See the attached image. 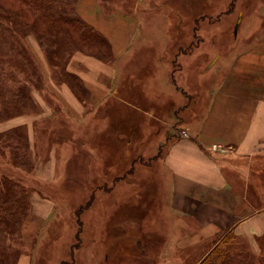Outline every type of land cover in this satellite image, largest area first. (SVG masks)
<instances>
[{
    "label": "rangeland",
    "instance_id": "rangeland-1",
    "mask_svg": "<svg viewBox=\"0 0 264 264\" xmlns=\"http://www.w3.org/2000/svg\"><path fill=\"white\" fill-rule=\"evenodd\" d=\"M102 1L114 2V6L109 4V7L115 9L135 10L140 20L131 48L114 61L116 84L123 85L127 67L137 74L127 76L126 92L120 90L126 102L113 103L116 98H106L113 101V105L104 100L96 109L92 108L82 122L74 120L66 109H55L56 114L49 122L57 127L63 126L62 133H65V125H69L72 134L55 142L49 137L41 145L44 132L40 130L37 151L38 155L45 157L53 145L61 150L62 143L68 141L70 147L79 152L86 135L92 137V129H101L103 122L106 132L100 133L99 139L104 134L102 139L111 140L117 149L111 152L112 161L119 160L123 170L128 165H135L133 174H126L115 183V175H124L125 172L109 169V174L106 172V176L101 177L104 174L101 168V176L96 179L92 176L93 183L87 176V159L78 154L70 164L66 162L67 158L59 156L56 181H43L37 177L39 167L32 150L30 156L34 166L29 172L5 168L35 189L31 196L30 215L23 224L22 254L30 255V264H198L212 243L175 245L186 230H192L195 222L185 216H176L170 208L172 173L166 165L165 154L169 145L182 137L184 128H199L211 102L212 89L217 86V76L234 61L239 51L254 45V40H246L244 34L261 23L264 0ZM113 8L109 10L113 12ZM28 38L36 41L48 60L36 34L31 32L25 36L27 46ZM77 52L92 56L84 51ZM15 58L22 60L17 54ZM48 62L52 77L69 85L58 79V70ZM144 79L147 85L145 97L141 94L136 98L130 87ZM91 98L92 94L89 100ZM133 98L140 100L142 112H129L132 106L138 107L130 102ZM78 99L85 107L88 105ZM175 110L174 124L170 122L168 125L167 115ZM34 111L27 114L39 112L40 107ZM134 122L136 127L132 126ZM138 122L144 137L138 134ZM146 126L150 130L146 131ZM102 139L98 146L100 155ZM134 146H138L137 152L145 155L148 162L131 163ZM129 153L132 154L130 159ZM156 154H159L157 159L154 158ZM6 160L5 156L0 157V163ZM66 167L70 170L67 175ZM105 181L110 189L100 187ZM93 193L97 196L94 204L80 213ZM239 241L254 255L260 252L245 239L239 238Z\"/></svg>",
    "mask_w": 264,
    "mask_h": 264
},
{
    "label": "crops",
    "instance_id": "crops-1",
    "mask_svg": "<svg viewBox=\"0 0 264 264\" xmlns=\"http://www.w3.org/2000/svg\"><path fill=\"white\" fill-rule=\"evenodd\" d=\"M109 4L114 6V2L102 0H78L77 3L78 14L109 39L114 51L113 61H103L82 52L75 53L69 61L68 70L79 75L91 91L92 98L86 107L69 85L52 77V67L43 50L35 40L28 38V47L41 67L46 85L45 90L33 92L40 111L0 123V132L20 125L27 127L32 154H36L33 158L39 167L37 177L43 181H56L59 156L67 158L70 164L78 154L87 159L86 163L88 161L89 181L94 183L102 169L101 177L106 176L103 157L98 152L104 134L100 139L98 136L106 132L103 122L99 130L89 127L94 135H86L79 152L64 141L61 150L53 145L45 157L38 155L37 134L40 130L44 132L41 145L49 137L55 142L72 134L69 125H65V133H62L63 126L49 122L56 114L55 109H66L74 120L82 122L89 111L106 98H116V102L106 100L110 105L126 102L120 90L126 92L127 76L136 73L127 67L123 85L116 84L114 61L131 48L140 20L135 10L115 9ZM259 20V25L244 34L246 40H254V45L239 51L234 61L217 76V86L212 89L211 102L199 128H184L182 137L166 150L165 162L172 173L170 208L176 216L195 222L192 230H186L175 245L204 242L213 245L219 233L230 228L257 251H260V243L264 245L261 242L264 240V16ZM131 108L132 113L143 110L136 106ZM175 116L176 110L167 115L168 125L174 124ZM43 122L46 125L43 126ZM69 172L66 167V175ZM27 255L22 254L18 264H30L32 259L28 261L30 255Z\"/></svg>",
    "mask_w": 264,
    "mask_h": 264
},
{
    "label": "trees",
    "instance_id": "trees-1",
    "mask_svg": "<svg viewBox=\"0 0 264 264\" xmlns=\"http://www.w3.org/2000/svg\"><path fill=\"white\" fill-rule=\"evenodd\" d=\"M77 3L78 0H0V122L35 112L38 105L33 89L45 90L41 67L25 42V36L31 32L36 34L48 60L58 70L56 71L58 79L67 82L84 103L90 101L91 91L79 75L68 70V62L77 51H84L100 60L110 61L114 58V51L109 39L78 14ZM16 54L22 60H17ZM146 89L145 79L130 87L131 94L136 98L141 94L145 97ZM136 98L130 102L143 109L140 100ZM144 100L147 101L146 98ZM138 125V131L144 137L145 133L141 131L139 122ZM147 126L146 131L150 130ZM127 143L129 144V141ZM30 150L25 125L0 132V157L7 158L5 163H0V264H18L22 255L23 224L30 215L31 196L35 190L5 168L29 172L34 166ZM115 151L117 149L111 140L104 137L100 152L105 171L107 174L109 169L125 172L124 175H115L114 181L118 183L126 174H133L135 165H128V168L125 167L126 170H123L118 160L116 167V163L111 159V152ZM137 151L138 146H135L134 159H130L132 154L129 153L131 163L148 162L145 160L146 156ZM157 156L159 154L154 155V158H159ZM106 183L107 181L100 184L103 190L111 188L107 187ZM96 198L93 193L91 199L79 210L80 213L94 204ZM261 242L264 243V240ZM260 247V252L254 255L239 241L234 228H230L219 233L212 247L202 254L197 263L264 264V245L260 243ZM74 252L75 250L73 254Z\"/></svg>",
    "mask_w": 264,
    "mask_h": 264
},
{
    "label": "water",
    "instance_id": "water-1",
    "mask_svg": "<svg viewBox=\"0 0 264 264\" xmlns=\"http://www.w3.org/2000/svg\"><path fill=\"white\" fill-rule=\"evenodd\" d=\"M239 25H240V20H239V22L237 23L236 28H235L236 33H237V31H238Z\"/></svg>",
    "mask_w": 264,
    "mask_h": 264
},
{
    "label": "built area",
    "instance_id": "built-area-1",
    "mask_svg": "<svg viewBox=\"0 0 264 264\" xmlns=\"http://www.w3.org/2000/svg\"><path fill=\"white\" fill-rule=\"evenodd\" d=\"M183 134L187 135V132L186 131H183Z\"/></svg>",
    "mask_w": 264,
    "mask_h": 264
}]
</instances>
